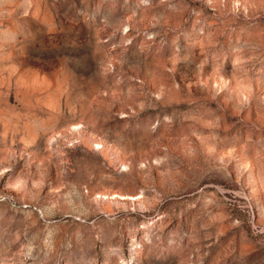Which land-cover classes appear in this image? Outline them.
I'll use <instances>...</instances> for the list:
<instances>
[{
    "label": "rangeland",
    "instance_id": "rangeland-1",
    "mask_svg": "<svg viewBox=\"0 0 264 264\" xmlns=\"http://www.w3.org/2000/svg\"><path fill=\"white\" fill-rule=\"evenodd\" d=\"M0 264H264V0H0Z\"/></svg>",
    "mask_w": 264,
    "mask_h": 264
}]
</instances>
